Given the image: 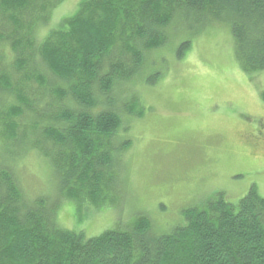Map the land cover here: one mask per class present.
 I'll return each instance as SVG.
<instances>
[{"label": "trees", "instance_id": "1", "mask_svg": "<svg viewBox=\"0 0 264 264\" xmlns=\"http://www.w3.org/2000/svg\"><path fill=\"white\" fill-rule=\"evenodd\" d=\"M61 1L0 0V53L9 51L16 75L0 54V264H264V198L254 188L235 205L222 194L208 198L166 235L138 215L85 239L60 228L57 215L62 200L95 211L113 205L118 160L130 145L126 126L145 111L125 90L141 82L174 20L227 23L240 68L257 73L264 0H79L71 17L38 38L36 26ZM32 152L60 180L61 199L48 209L18 183L15 158Z\"/></svg>", "mask_w": 264, "mask_h": 264}, {"label": "rangeland", "instance_id": "2", "mask_svg": "<svg viewBox=\"0 0 264 264\" xmlns=\"http://www.w3.org/2000/svg\"><path fill=\"white\" fill-rule=\"evenodd\" d=\"M79 2L62 0L47 23H38L36 36L71 17ZM165 34L166 42L148 55L141 82L125 90V100L135 93L145 111L126 126L130 145L118 160L112 208L62 200L60 228L89 239L144 215L155 235H166L185 224L184 211L217 194L232 205L252 188L264 198V70L240 68L227 23L187 15ZM184 43L189 48L179 55ZM0 54L2 67L16 77L9 51ZM23 154L14 163L23 195L44 198L48 209L61 199L59 177L38 154Z\"/></svg>", "mask_w": 264, "mask_h": 264}, {"label": "bare ground", "instance_id": "3", "mask_svg": "<svg viewBox=\"0 0 264 264\" xmlns=\"http://www.w3.org/2000/svg\"><path fill=\"white\" fill-rule=\"evenodd\" d=\"M137 20V19H136ZM138 22V21H137ZM173 24V23H172ZM142 27V26H141ZM153 29V28H152ZM164 35V34H163ZM142 53V52H141ZM18 57V56H17ZM240 63V62H239ZM174 71V70H173ZM260 72V71H259ZM114 82V81H113ZM134 90V89H133ZM135 94V93H134ZM140 97V96H139ZM138 111V110H137ZM95 114V113H94ZM96 116V115H95ZM36 127V126H35ZM121 179V178H120ZM73 183V182H72ZM69 188V187H68ZM22 189V188H21ZM117 198V197H116ZM210 199V198H209ZM239 205V204H238ZM197 207V206H196ZM205 208V207H204ZM204 210V209H203ZM205 211V210H204ZM202 212V211H201ZM212 215V214H211ZM218 215V214H217ZM142 217V216H141ZM218 217V216H217ZM213 221V220H212ZM178 222V221H177ZM215 223V222H214ZM151 227V226H150ZM216 228V227H215ZM256 242V241H255ZM151 248V247H150Z\"/></svg>", "mask_w": 264, "mask_h": 264}]
</instances>
